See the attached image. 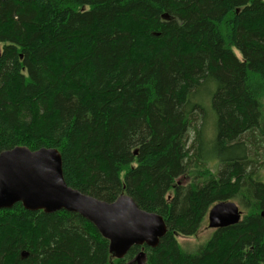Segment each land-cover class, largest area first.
Segmentation results:
<instances>
[{
  "label": "trees",
  "instance_id": "obj_1",
  "mask_svg": "<svg viewBox=\"0 0 264 264\" xmlns=\"http://www.w3.org/2000/svg\"><path fill=\"white\" fill-rule=\"evenodd\" d=\"M263 99L264 0L0 2V153L57 149L69 187L127 195L168 228L119 260L79 214L17 204L0 210V264H127L142 251L145 264H264ZM228 201L241 222L183 252L176 237Z\"/></svg>",
  "mask_w": 264,
  "mask_h": 264
},
{
  "label": "water",
  "instance_id": "obj_2",
  "mask_svg": "<svg viewBox=\"0 0 264 264\" xmlns=\"http://www.w3.org/2000/svg\"><path fill=\"white\" fill-rule=\"evenodd\" d=\"M17 204L30 212L79 214L108 240L110 253L119 260L133 247L157 248L168 232L162 216L140 209L127 195L107 203L69 187L57 149L31 151L19 146L0 153V210ZM242 216L236 203L221 202L210 209L208 227L219 230L235 226ZM143 259L142 251L137 260Z\"/></svg>",
  "mask_w": 264,
  "mask_h": 264
},
{
  "label": "rangeland",
  "instance_id": "obj_3",
  "mask_svg": "<svg viewBox=\"0 0 264 264\" xmlns=\"http://www.w3.org/2000/svg\"><path fill=\"white\" fill-rule=\"evenodd\" d=\"M263 104H264V99H263ZM207 111H208L209 125L213 126V122H214V118H213L214 116H213V112H212L213 110H211V108H209V110H207ZM196 124H197V122H196ZM207 129L209 130V127ZM210 133H211V130H210ZM207 135H208V133H207ZM209 135H212V134H209ZM190 138H191V140H193L195 138V134L193 131L190 132ZM257 161H258V164H256L255 167H256V169L259 170V172L261 173V176L264 179V165H263L264 164V149L262 150V155H260V157L257 159ZM207 167L210 168L213 172L217 171V163L216 162H209ZM191 177L190 178H180V179H178V183L188 184L190 182V180L192 179ZM239 208H240V210H242L241 207H239ZM214 232H215V230L210 229L208 227V216H207L205 218L204 222L202 223L200 230L194 236H191V237L177 236L176 241H177L179 248L183 252L193 254V253H196L200 247L204 246L205 244H207L210 241ZM137 258H138V256L134 260L129 261L127 264H145L146 263L145 259L137 260Z\"/></svg>",
  "mask_w": 264,
  "mask_h": 264
}]
</instances>
